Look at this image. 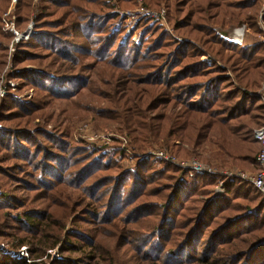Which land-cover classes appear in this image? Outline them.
Masks as SVG:
<instances>
[{
  "label": "trees",
  "instance_id": "1",
  "mask_svg": "<svg viewBox=\"0 0 264 264\" xmlns=\"http://www.w3.org/2000/svg\"><path fill=\"white\" fill-rule=\"evenodd\" d=\"M163 1L175 33L188 38L179 46L144 18L136 46L108 0H17V27L33 21L34 31L15 44L9 77L17 92L33 94L0 98V236L11 248L27 245L31 260L3 254L0 264H45L54 248L60 258L47 264H264L260 191L147 153L159 138H178L194 153L213 134L216 149L203 160L259 169L253 129L264 122V105L254 93L264 81V41L242 45L214 27L242 20L260 33L261 0ZM8 5L0 0V37ZM91 73L96 117L130 134L138 152L131 167L120 166L117 147L75 142L69 127L46 125L78 113V101L58 103L86 87ZM171 152L191 155L176 145ZM218 180L224 193L214 196Z\"/></svg>",
  "mask_w": 264,
  "mask_h": 264
},
{
  "label": "rangeland",
  "instance_id": "2",
  "mask_svg": "<svg viewBox=\"0 0 264 264\" xmlns=\"http://www.w3.org/2000/svg\"><path fill=\"white\" fill-rule=\"evenodd\" d=\"M110 5H112L113 11L117 12L122 18V29L123 34L130 38V41L136 44V46L141 45V39L138 35V25L139 21L144 19H149L151 23H158L162 28H164L170 35L173 36L177 40L176 46H179L180 44L184 43V41H188L187 37L180 36L179 34H176L172 23L169 19L168 12L169 9H167V5L163 0H133V4H129L124 6L122 3H118L117 0H108ZM17 2V1H16ZM15 3H12L11 0H9V5L7 9L2 13L1 15V28L4 34V37H0V45L4 49V64L0 68V98L6 95L10 90L16 93V98L20 101H27L31 98L33 94V89H21L20 91H16L15 88L17 87V79L9 77L11 74L16 72V68L14 67V64L12 63V57L15 52V42H13L14 34H12L10 31L6 28V21L10 22L12 21L14 26L17 30L20 32H23L26 30L29 24L32 25L33 29V21H29L25 28L19 29L16 25V14L14 13ZM34 3H37L38 0H33ZM147 4V5H146ZM150 5V6H149ZM148 10H152L157 12L158 15H154L150 12H147ZM182 11V10H181ZM264 0H261L260 8L257 12V26L260 29L259 32H253L252 30H249L246 28L245 23L242 20H239L235 25H230L225 29H221L219 26H215L214 30L221 33L222 36L228 38L229 40L239 43L242 45L245 44H253L258 41L262 40V37L264 36ZM14 17V18H12ZM124 19V20H123ZM238 26L243 27L242 36H237L236 34V28ZM33 31L30 35L33 34ZM235 31V33H234ZM29 35V36H30ZM29 36L23 40H26L29 38ZM9 39H8V38ZM235 37H242V40L240 42H236L232 40V38ZM240 39V38H239ZM21 42V41H19ZM13 43L12 45H10ZM200 59L207 62L208 65L211 64V61L213 57L208 54L207 52H204V54L200 57ZM216 64L223 67L220 61L216 60ZM30 65V64H28ZM31 66V65H30ZM34 65H32L33 67ZM230 71V70H229ZM10 74V75H9ZM226 76H231L232 74L230 72L225 73ZM89 83L86 87L79 89V91L74 94L72 97L68 98L66 101H62L58 103V107L60 104H64L66 107L70 103H74V101H78L79 110L78 113L73 114L70 117L64 118L61 120L60 118L56 119L55 121L48 122L46 125L51 128L53 126L52 123L57 122L56 124H60L61 126H67L70 128L72 139L75 142L84 141L89 145H93L99 148L106 147L108 150L114 149L113 147H117L120 149L122 154H120L119 163L121 167H131L134 163V157L138 155L137 150L133 149L132 145V139L130 134L123 130L120 131V129L117 127V123L114 120L111 119H104V118H97L95 114V110L97 109L99 103L95 100L97 99V92L95 90V87L98 83L96 80L95 74L91 73V77L89 79ZM3 85H5V88H3ZM245 90V88H242ZM1 90L4 91V93L1 94ZM255 96L259 97L262 104L264 103V81L262 82L261 88L259 90H256L254 93ZM100 104L103 103V101H99ZM264 105V104H263ZM57 105L55 104V108ZM73 108L70 107V110ZM40 122L39 118H35L33 120V123L38 125ZM60 126V127H61ZM95 133H103L106 135H110L108 140H104L102 142L105 143H96L94 142L90 136H92ZM91 134V135H90ZM123 137V138H122ZM229 140H232V138H229ZM117 142L119 146H116L114 143ZM157 143L152 142L153 144L149 145L147 149V153L151 150H155L156 148H161L163 150L172 151L173 145L179 146L181 151H187L188 154H191L189 156L183 157L178 154H175L177 157L182 159H189L191 157H195L197 160H199L202 163L209 164L215 169H224V168H235L240 170H254L251 168V166H242V165H229V164H223L220 159H211L208 161H205L206 157H209L212 155V151L216 149V143L214 142V136L213 134H209L206 139L204 140L203 144L196 148V151L194 153H191V147L183 143L180 139H164L159 138L158 141H155ZM114 145V146H113ZM126 149L128 150L126 152ZM135 151L134 153H132ZM172 153V152H171ZM243 161H241V164ZM223 164V165H221ZM175 166V165H174ZM179 168V167H178ZM217 184V183H216ZM223 195V194H222ZM221 196V195H218ZM10 241L7 238L0 236V256L5 254L9 258L14 259H21L25 258L27 262H30V253L27 248V245H22L26 248V252H23L22 255H18L16 251L20 250L22 246L19 248H11ZM108 244H111L109 242ZM56 248L50 249L47 251L50 256L46 257L44 255V261L45 264H47L48 258H60V255L56 253Z\"/></svg>",
  "mask_w": 264,
  "mask_h": 264
},
{
  "label": "built area",
  "instance_id": "3",
  "mask_svg": "<svg viewBox=\"0 0 264 264\" xmlns=\"http://www.w3.org/2000/svg\"><path fill=\"white\" fill-rule=\"evenodd\" d=\"M16 1L17 0H11L12 3H15ZM147 12H150L154 15H158L157 12L152 11V10L147 9ZM263 12L264 11H262V13ZM5 24H6L7 30L10 31L12 34H14L13 42L15 43L27 38L33 31L31 24H29L26 30L23 32H20L19 30H17L12 21L10 22L6 21ZM235 30L237 31L235 35L242 36V32H243L242 26H238ZM232 40L236 42H240L242 40V37H237V38L233 37ZM262 41H264V36L262 37ZM12 44L13 43H11L10 45ZM3 88H5V85H3ZM2 93H4L3 90H1V94ZM109 136L110 135H106L103 133H95L92 136H90V138L96 143H105L102 141L108 140L110 138ZM253 136L255 139H257L261 143V147L255 157L256 163L259 167L258 170H240V169H235V168H224V169L218 170L209 164L200 162L195 157H191L189 159H182V158L177 157L175 154L169 151L163 150L161 148H156L155 150H151L149 151V154H152L155 157H158L166 162H169L175 165L176 167H179L182 170H187L189 173L223 175L228 178L241 179L243 181H246L252 184L255 187V189L260 191L262 195L264 196V122L261 126L253 129ZM127 151L128 150L126 149V152ZM223 193H224L223 182L222 180H218L217 184L212 189V194L214 196H218V195H222ZM25 250L26 248L22 246L20 250L16 252L18 255H22L23 252H26Z\"/></svg>",
  "mask_w": 264,
  "mask_h": 264
},
{
  "label": "bare ground",
  "instance_id": "4",
  "mask_svg": "<svg viewBox=\"0 0 264 264\" xmlns=\"http://www.w3.org/2000/svg\"><path fill=\"white\" fill-rule=\"evenodd\" d=\"M237 32V31H236Z\"/></svg>",
  "mask_w": 264,
  "mask_h": 264
}]
</instances>
